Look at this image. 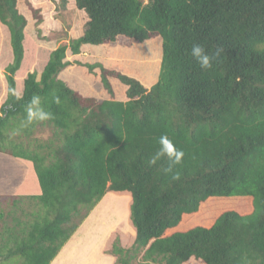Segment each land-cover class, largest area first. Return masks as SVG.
<instances>
[{
	"label": "trees",
	"instance_id": "obj_1",
	"mask_svg": "<svg viewBox=\"0 0 264 264\" xmlns=\"http://www.w3.org/2000/svg\"><path fill=\"white\" fill-rule=\"evenodd\" d=\"M52 1V12L47 3H30L37 25L69 12V0ZM74 2L88 17L84 35L71 34L53 50L40 78L29 73L17 99L28 22L18 0H0V22L13 51L5 69L0 153L31 162L40 187L29 197L39 206L36 216L24 207L19 214L21 197H14L0 258L50 264L113 194L129 197L134 232L111 233L103 254L113 264H131L140 250L144 260L163 264H264V0ZM157 37L159 50L150 43ZM119 38L146 42L142 82L89 62L82 52L84 45ZM194 45L210 55L221 50L211 68L191 56ZM68 52L72 61H66ZM157 55L158 80L147 87ZM71 65L99 79L110 98L99 102L70 88L59 76ZM118 82L124 100L113 98L122 96L114 92ZM33 96L51 119L28 123ZM46 125L52 136L41 141L35 131ZM161 135L185 153L171 170L166 156L149 163Z\"/></svg>",
	"mask_w": 264,
	"mask_h": 264
},
{
	"label": "rangeland",
	"instance_id": "obj_2",
	"mask_svg": "<svg viewBox=\"0 0 264 264\" xmlns=\"http://www.w3.org/2000/svg\"><path fill=\"white\" fill-rule=\"evenodd\" d=\"M148 1L149 0H142L144 4H147ZM30 3L33 4V7L41 6V3H47L49 4V8H46L47 11L52 12L54 9L52 0H18V10L22 15H24L28 22V26L25 30L24 40L25 58L20 71L16 74V93L19 94V96H21L23 93L24 80L27 78L28 74L37 72L38 78H40L45 66L50 59L51 52L62 43H67L68 38L71 34L75 37L83 36L85 25L88 21V17L85 12L79 10L76 7L74 0H69V12L67 14L62 17H50L40 25H37L36 20L33 19V10ZM160 39V37H157L150 40L152 41L150 43H152L158 50L160 48ZM145 44L146 42L142 45L125 38H119L115 43L105 45L104 47H98L96 49L86 48L83 53L89 62H101L108 68L119 70L120 72L135 77L140 82H142L141 77L143 76H141V74H144L145 70H147L146 67L148 65L145 58V54L147 52ZM87 47L97 46L88 45ZM155 53L157 54V52ZM67 55L68 56L66 58V61H71V52H68ZM156 60L159 62L156 66H154V79L151 83L146 84L147 87H151L158 80V70L160 68L161 62L159 55H157ZM12 61L13 51L11 46L10 33L8 28L0 22V109L1 105L7 98V82L5 79V69L12 63ZM70 67L67 68L68 71L66 69L60 75V79L64 80L70 88L74 89L84 97H91L99 102L110 98L99 79H95L92 77L89 78L85 76V74L80 71L75 65L72 66L73 68ZM110 82L113 86V81ZM120 84L121 83L119 82L115 83V86L113 88L114 92H119V94H121L122 96L119 97L114 94L113 98L117 100H124L125 98L122 89L125 90V88H122ZM35 135L36 137L40 138L41 141L49 139L52 136V130L48 125L43 127L39 126L35 131ZM0 158L1 194L3 193V191L5 192L4 194H6L7 188L11 186V184H15L16 188L20 186V189H25L27 185L24 187V184L27 183V178L23 173L28 174L30 177L34 176L33 179L35 180V183L33 180L32 181L35 184V187L32 191L38 190L37 195L40 194V187L37 177L35 179V173L33 174L32 171L27 169V161L17 159L16 165H14L10 163L9 159H7L6 157L0 156ZM18 197H21L19 198V200L16 199V202L19 205L17 206V210H19L20 212L19 214L23 213L22 209L25 206L28 208H33L29 213L32 216H36L37 211L39 210V206L36 204V202L31 200L29 196L26 195H21ZM13 200V195H4L0 198V215L2 214V216L6 217H4V220H0V234L3 232L2 229L6 224L5 221L8 219L7 217H11L10 212L13 211ZM126 200V196L120 197L113 194H107L90 213H93L94 215V218H92V221L90 223V227L95 225L103 228L104 230L112 227L114 231L120 230L123 232H130L131 234H134L133 230L128 225V220H126L128 225L127 229L120 227V222L124 220V216L126 215ZM126 208L128 209V203ZM29 213H26L24 215L28 216ZM112 232H110L109 236L106 239V242ZM3 242L6 243L4 234L0 237V245ZM9 245H13V242H10ZM128 246L131 247L130 242ZM143 255L144 250H140L131 264H163L162 262H160V259H157L156 262L153 260L146 261L144 260ZM18 260V257H13L10 260L8 259L7 261H5L3 258H0V264H18Z\"/></svg>",
	"mask_w": 264,
	"mask_h": 264
},
{
	"label": "crops",
	"instance_id": "obj_3",
	"mask_svg": "<svg viewBox=\"0 0 264 264\" xmlns=\"http://www.w3.org/2000/svg\"><path fill=\"white\" fill-rule=\"evenodd\" d=\"M87 46L88 45L82 46V52H84V50L86 48L87 49H96L98 47H104V46H97V47H87ZM71 61H72V58H71ZM72 66L73 65H71V67ZM68 67H70V66H68ZM66 69H64L63 72ZM67 71H68V69H67ZM80 71H82V70H80ZM59 78H61V76H59ZM0 156L6 157L7 159H9V162L14 164V165H16V160L20 159V158H15V157L6 155V153L5 154L0 153ZM21 160H23V159H21ZM0 161H1V158H0ZM24 161H27V160H24ZM27 165H28L27 169L32 171L34 174L35 171L33 168V164L31 162L27 161ZM23 174L27 178L26 179L27 183L24 184V187L27 185L26 188L20 189V186H18L16 188L15 184H11V186H9L7 188L6 194H4L5 193L4 191L2 194L0 192V198H1V196H4V195H6V196L13 195V197H18L21 195H26V196L30 197V196L37 195L38 190L32 191V190H34V187H35V184H34L35 180L33 179L34 176L30 177L26 173H23ZM35 179H36V174H35ZM32 180L34 181V183ZM32 186H33V188H32ZM10 191H12V192H10ZM126 198H127V200L125 202L126 215L124 216V220L122 222H120V224H121L120 227L127 229L128 225H127L126 220H128V209L126 207H127V203L129 201V198L128 197H126ZM29 207H31V206H29ZM24 209L28 210V211H32L33 208H28V207L24 206ZM92 218H94L93 213L90 214L89 217L81 224V226L78 228V230L74 233V235L71 237V239L61 249L59 254L55 257V259L50 264H113V258L111 256L104 255L103 254V248L105 247V242H106V239L109 236L110 232H112L114 230L112 227L105 229V230L103 228H101L99 226H95V225L90 227V223L92 221ZM90 257H92V258H90Z\"/></svg>",
	"mask_w": 264,
	"mask_h": 264
},
{
	"label": "clouds",
	"instance_id": "obj_4",
	"mask_svg": "<svg viewBox=\"0 0 264 264\" xmlns=\"http://www.w3.org/2000/svg\"><path fill=\"white\" fill-rule=\"evenodd\" d=\"M220 49H218L214 54H209L206 52L205 48L201 45H194L191 49V56L195 58L199 66L203 69H209L212 67V61L214 58L220 55ZM39 79V78H37ZM16 98L20 99L19 94H16ZM59 98H56V103H59ZM27 111V121L31 123L35 120L46 121L52 118V114L46 112L41 107V101L39 96H33L29 105L26 109ZM158 144L160 145L159 150L155 156L149 161L151 165H155L157 160L161 157H167L170 162L171 170L172 165H178L182 162L185 153L183 150L178 149L173 141L167 135H161L158 139Z\"/></svg>",
	"mask_w": 264,
	"mask_h": 264
}]
</instances>
